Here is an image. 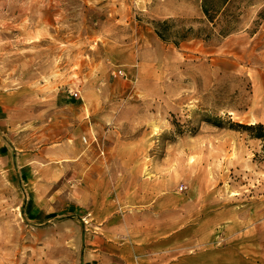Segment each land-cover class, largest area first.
Returning <instances> with one entry per match:
<instances>
[{
	"label": "rangeland",
	"instance_id": "1",
	"mask_svg": "<svg viewBox=\"0 0 264 264\" xmlns=\"http://www.w3.org/2000/svg\"><path fill=\"white\" fill-rule=\"evenodd\" d=\"M233 1L236 31L176 46L154 21L211 28L202 0H0V264H84L93 207L159 199L191 264H264V139L237 126H264V0Z\"/></svg>",
	"mask_w": 264,
	"mask_h": 264
},
{
	"label": "crops",
	"instance_id": "2",
	"mask_svg": "<svg viewBox=\"0 0 264 264\" xmlns=\"http://www.w3.org/2000/svg\"><path fill=\"white\" fill-rule=\"evenodd\" d=\"M93 212L82 247L84 264H191L185 200H150L143 205L109 200ZM176 241L181 242L177 253Z\"/></svg>",
	"mask_w": 264,
	"mask_h": 264
},
{
	"label": "trees",
	"instance_id": "3",
	"mask_svg": "<svg viewBox=\"0 0 264 264\" xmlns=\"http://www.w3.org/2000/svg\"><path fill=\"white\" fill-rule=\"evenodd\" d=\"M202 2L205 21L212 24L211 28L195 29L192 25L179 24L184 23L183 20L171 18L154 21L157 35L165 42H172L176 46H180L188 38H204L205 35L207 37L214 35L225 37L238 29L240 12L236 13L230 8L234 3L233 0H202ZM261 16L264 17V11ZM237 126L248 130H258L255 137L264 139V126L262 123L254 125L237 123Z\"/></svg>",
	"mask_w": 264,
	"mask_h": 264
}]
</instances>
